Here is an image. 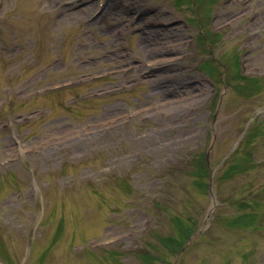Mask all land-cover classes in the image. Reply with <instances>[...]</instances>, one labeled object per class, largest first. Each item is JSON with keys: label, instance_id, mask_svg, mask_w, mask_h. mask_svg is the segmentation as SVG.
I'll return each mask as SVG.
<instances>
[{"label": "rangeland", "instance_id": "rangeland-1", "mask_svg": "<svg viewBox=\"0 0 264 264\" xmlns=\"http://www.w3.org/2000/svg\"><path fill=\"white\" fill-rule=\"evenodd\" d=\"M2 1L0 253L264 264V0Z\"/></svg>", "mask_w": 264, "mask_h": 264}, {"label": "bare ground", "instance_id": "bare-ground-1", "mask_svg": "<svg viewBox=\"0 0 264 264\" xmlns=\"http://www.w3.org/2000/svg\"><path fill=\"white\" fill-rule=\"evenodd\" d=\"M75 5L74 4H72V5H65V7H68V8H72V7H74ZM86 16V12L84 11V13H82V15H81V13L79 14V17L80 18H84Z\"/></svg>", "mask_w": 264, "mask_h": 264}]
</instances>
